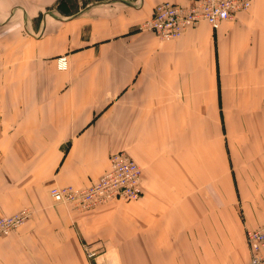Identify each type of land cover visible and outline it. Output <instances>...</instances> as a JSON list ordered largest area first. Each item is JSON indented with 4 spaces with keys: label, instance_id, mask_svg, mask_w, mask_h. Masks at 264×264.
Masks as SVG:
<instances>
[{
    "label": "crops",
    "instance_id": "obj_1",
    "mask_svg": "<svg viewBox=\"0 0 264 264\" xmlns=\"http://www.w3.org/2000/svg\"><path fill=\"white\" fill-rule=\"evenodd\" d=\"M196 1L0 0V218L35 212L0 239V264L250 262L247 232L264 226V0L176 40L141 30L157 5ZM121 151L142 168L139 200H52L98 183Z\"/></svg>",
    "mask_w": 264,
    "mask_h": 264
},
{
    "label": "built area",
    "instance_id": "obj_2",
    "mask_svg": "<svg viewBox=\"0 0 264 264\" xmlns=\"http://www.w3.org/2000/svg\"><path fill=\"white\" fill-rule=\"evenodd\" d=\"M254 1L197 0L189 6L161 3L154 8L150 19L142 24L141 30L152 32L165 41L176 40L204 22L218 28L221 23L234 20L238 13L248 11ZM67 66V57L59 58V69L65 70ZM141 184V168L126 152L121 151L111 157V169L98 183L84 189L53 187L50 196L57 204L71 205L85 211L113 200H138L142 195ZM29 214L25 210L0 218V233L8 234L10 229L25 221ZM247 244L251 253L248 264H264V226L247 232ZM87 254L89 257L95 256L88 249Z\"/></svg>",
    "mask_w": 264,
    "mask_h": 264
},
{
    "label": "rangeland",
    "instance_id": "obj_3",
    "mask_svg": "<svg viewBox=\"0 0 264 264\" xmlns=\"http://www.w3.org/2000/svg\"><path fill=\"white\" fill-rule=\"evenodd\" d=\"M139 166V165H138ZM140 167V166H139ZM141 168V167H140ZM141 170H142V168H141ZM142 176H143V171H142ZM142 185V184H141ZM88 188V187H87ZM142 188V187H141ZM84 189V188H83ZM143 196V188H142V195H141V197ZM140 197V198H141ZM139 198V199H140ZM138 199V200H139ZM135 201H137V200H135ZM113 202H132V201H124V200H113V201H111V202H108V203H113ZM108 203H106V204H108ZM106 204H103V205H106ZM103 205H101V206H103ZM100 207V206H99ZM98 208V207H97ZM25 210H27L30 214H29V216L26 218V220L25 221H23L22 223H20L17 227H15V228H12V229H10L8 232V234H2V233H0V239H4V238H7V237H9V236H11V235H14V234H17L18 232H19V230L22 228V227H24V226H26L27 224H29V222H30V220L32 219V213L34 212L32 209H25ZM25 210H22V211H25ZM21 212V211H20ZM19 213V212H18ZM35 213V212H34ZM17 214V213H16ZM15 215V214H14ZM13 216V215H12ZM10 217V216H9ZM8 217V218H9ZM12 230V231H11ZM86 252H87V250H86ZM88 255V254H87Z\"/></svg>",
    "mask_w": 264,
    "mask_h": 264
}]
</instances>
